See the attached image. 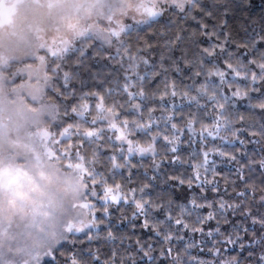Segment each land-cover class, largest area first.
Here are the masks:
<instances>
[{
    "label": "trees",
    "instance_id": "16d2710c",
    "mask_svg": "<svg viewBox=\"0 0 264 264\" xmlns=\"http://www.w3.org/2000/svg\"><path fill=\"white\" fill-rule=\"evenodd\" d=\"M253 3L249 0H198L199 7L186 10L187 14L169 8L146 24L134 25L126 40L132 46L145 43L152 46L144 53L150 63L140 66L139 75L144 77L141 83L146 92L156 93L154 99L145 102L147 107L156 109L153 116L160 118L153 131L171 135L170 124L165 122L167 116H172V122L177 123L182 131L177 133L179 141L175 143V153L169 150L172 145L158 139L155 158L132 156L134 166L112 170L108 174L109 183L122 184L125 191L150 184L146 191L153 200L165 203L171 199L173 207L187 206L190 215L186 214L184 219L189 227L173 225L172 239L165 240L162 234L157 235L151 224L143 227L144 217L133 218L132 205L121 202L110 208L107 217L96 213L105 221L98 225V231L81 236L67 249L60 248L56 251L57 259L78 255L94 264H107L113 259L115 264H173V257L182 256L184 264H189L192 257L208 264L233 258L237 264H254L261 253V245L256 241L264 235V228L253 223L254 217L264 216V203L260 200L264 195V167L259 163L264 160V136L260 135L264 131V110L253 106L260 93H252L254 99L251 101L247 98L229 101L227 115L233 121L231 127L236 135L229 132L224 140L207 137L206 133L202 137L200 123L193 126L196 131L185 127L193 117L203 124H211L215 114L211 102L201 101V104H207L204 110L182 95L159 98L165 80H174L181 90L204 82L203 76H193L194 69L185 65L186 57L203 60L209 66L218 65L227 71L226 62L239 60L247 63L264 52V39H261L264 37V5L257 0ZM177 36L180 39H176ZM205 48L215 49L219 60L203 54ZM161 55L165 57L163 63L169 71L155 75L153 69L160 71ZM126 59L122 61L115 49L99 46H85L83 52L70 53L63 65L64 70L74 77L70 92L78 97L89 91L111 89V96L117 102H123ZM85 68L90 74L87 77ZM213 79L219 84L218 78ZM228 79L232 77L229 75ZM132 80L135 81L136 77L133 76ZM240 83L243 86L244 82ZM232 90L224 86L222 93L230 97ZM253 132L256 135H252ZM140 136L143 134L138 138ZM211 148L226 154L221 156L218 152H210L208 164L198 169L200 179H196V166L203 160L202 153ZM105 154H113L112 147L106 148ZM233 156L235 159L231 158ZM189 180H192L191 186ZM193 198L204 207L193 206L190 203ZM221 202L226 204L225 209H220ZM209 204L212 206L208 207ZM209 213L215 218L208 220ZM151 220H164V216L153 213ZM193 228L202 231H193ZM109 231L114 238L109 239ZM145 252L149 255H144ZM249 252L253 255L250 256Z\"/></svg>",
    "mask_w": 264,
    "mask_h": 264
},
{
    "label": "clouds",
    "instance_id": "9594fccd",
    "mask_svg": "<svg viewBox=\"0 0 264 264\" xmlns=\"http://www.w3.org/2000/svg\"><path fill=\"white\" fill-rule=\"evenodd\" d=\"M13 8L12 22L0 24V264H52L53 251L98 231L92 213L107 217L108 174L119 169L105 154L116 143L111 114L64 87L74 77L65 80L63 65L85 46L116 50L112 30L124 26L127 40L129 22L148 20L135 0H0ZM73 258L94 264L78 255L62 264Z\"/></svg>",
    "mask_w": 264,
    "mask_h": 264
},
{
    "label": "snow or ice",
    "instance_id": "6c2138e0",
    "mask_svg": "<svg viewBox=\"0 0 264 264\" xmlns=\"http://www.w3.org/2000/svg\"><path fill=\"white\" fill-rule=\"evenodd\" d=\"M49 4V7H52ZM199 7L198 0H135V11L145 20H150L154 17L163 15L169 8L175 9L176 12L186 13V10L191 11ZM15 9L13 8L9 12H5L0 9V24L11 23L12 16ZM187 14V13H186ZM67 27L70 29H75L77 23L69 18L67 22ZM124 26H120L119 30H112L111 36L115 37L121 47L117 48V54L121 57V60L126 57L125 68V84L122 87V92L124 95L123 102H117L111 96V89L101 91H89L83 94L80 99L82 100L85 108L94 107L99 111H106L111 114V122L108 126V130L112 132L113 136L108 137L111 140L113 137L116 141L112 145L113 154L111 156V162L116 168L128 167L131 169L134 165L131 163V157L139 155L141 157L146 155H151L155 158L158 154L157 152V140L163 139L167 144L172 145L169 149L171 152L175 153L177 148L175 143L179 141V135L182 129L177 123L172 122V116L166 117V123L170 124L171 135L165 134L161 131H153V126L158 125L160 118L154 117L153 113L156 111L154 108L147 107L146 101L154 99L156 93L146 92L143 84L144 77L139 75V69L141 65H148L150 63L149 59L144 55L152 46L145 43L143 46H132L127 43L125 39L122 38L121 33L124 32ZM176 39H180L179 36ZM264 39V37H261ZM67 49H65L66 51ZM51 51V49H50ZM83 52V48L81 49ZM221 52L223 48L221 47ZM203 54L213 57L219 60V54L215 52V49L205 48L203 49ZM53 56L57 55V52H52ZM43 59V58H41ZM160 71L157 72L153 69L155 75H160L161 73L166 74L169 69L164 66L165 57L161 55ZM185 65L193 70V76L204 77V82L200 83L198 86L193 84L187 90H181L176 82L165 80V88L163 93L160 95V99L163 100L165 96H177L182 95L190 103H194L198 108L206 110L207 104H201L202 100L211 102L214 108V117L211 124H203L195 117L189 119L185 127L190 131H196L193 127L195 124L200 123V132L202 137L206 133L207 137L217 138L221 140L226 139L227 133L231 132L232 136L236 135V132L232 130L233 121L227 115V105L232 98L244 99L247 98L249 101L253 100L254 97L252 93H260V98L253 105L264 110V52H261L258 57L249 60L247 63L237 60L235 63L226 62L227 71L218 65L209 66L203 60L199 59H187L185 58ZM60 66L57 65V68ZM176 70L179 71V67L176 66ZM70 73L64 71L65 80L68 79ZM229 75L232 79H228ZM135 76L136 80L133 81L132 77ZM213 78H218L219 84L214 82ZM240 82H244L241 86ZM227 86L229 89H234L231 92V96H225L222 93V88ZM73 112L76 111L75 108L72 109ZM264 127V126H262ZM143 136H139V134ZM223 133V135H222ZM88 135H93V131L89 130ZM252 135H256L255 132ZM261 136H264V131H261ZM210 152H218L219 155L224 156L226 153L219 151L216 148L208 149L202 153L203 160L198 164L197 171L195 173L196 179H200L198 169L204 165L208 164V156ZM235 159V157H231ZM260 166L264 167V160H261ZM159 167V165H156ZM208 169H205L207 171ZM184 183L183 180L180 181ZM211 183V181H206ZM191 186L192 180L188 181ZM151 187L150 184H143L139 188H129L125 191L122 184L118 183H108L105 187V192L108 194L104 197L105 200H111V204L120 205L121 202L127 203L133 206V218L137 219L139 217H144L143 227H153L156 230L157 235H163L165 240L172 239V226L181 225L183 228H188L189 224L185 222V215H190V211L185 205H178L173 207V201L168 199L165 203H159L157 200H153L147 193V189ZM243 195V193H241ZM261 202L264 203V196L260 197ZM190 203L195 207H204L202 204H198L196 199L193 198ZM211 207L212 205H207ZM220 209H225L226 204L221 202L219 205ZM228 207H231L228 205ZM110 208L105 207L102 211L110 215ZM153 213L162 214L164 220H151ZM93 221L96 225L103 224L104 219L98 217L96 212L92 213ZM213 213H209L207 219H214ZM199 219V218H198ZM253 223H259L262 228H264V216L259 219L253 218ZM71 230V229H69ZM193 231H202V229L193 228ZM219 229H217V232ZM212 235V233H209ZM109 238H114L111 231L108 232ZM231 242V241H230ZM256 243L261 245V253L258 258H255L254 264H264V235H261ZM191 247V245H190ZM143 251V248H141ZM171 252V250H169ZM212 251L218 252L217 249ZM144 255L148 256L149 253L145 252ZM252 256L253 253L249 252ZM151 259V257H149ZM115 264V259H113ZM208 264V262L203 260H198L192 257L189 264ZM71 264H78L76 259L71 260ZM173 264H184L182 256L173 257ZM219 264H237L235 258L227 261H220Z\"/></svg>",
    "mask_w": 264,
    "mask_h": 264
},
{
    "label": "rangeland",
    "instance_id": "374dc122",
    "mask_svg": "<svg viewBox=\"0 0 264 264\" xmlns=\"http://www.w3.org/2000/svg\"><path fill=\"white\" fill-rule=\"evenodd\" d=\"M253 1L254 0H249V3H253ZM257 1H259L260 3H262L263 5H264V0H257ZM254 4V3H253ZM161 16V15H160ZM159 16H157V17H154V18H152V19H150V20H148V22L149 21H151V20H154V19H156V18H158ZM129 23H132L133 24V26L135 25H137V24H135L134 22H129ZM142 24H146V23H140L139 25H142ZM90 48L91 47H89V50H90ZM64 71H66V70H64ZM84 75L86 76H89L90 74H89V70L87 69V68H85V70H84ZM85 76H82L83 77V79H84V81H87V79H86V77ZM91 81H92V79H91ZM71 85H73V80L69 83V84H66V85H64V87L70 92V87H71ZM72 93V92H71ZM176 145V144H175ZM137 156H139V155H137ZM146 156H151V155H146ZM139 157H141V156H139ZM143 157H145V156H143ZM262 196H264V195H262ZM261 197V196H260ZM261 200V199H260ZM57 252L56 251H53L51 254H50V256L47 258L48 260H50V261H52L53 263L54 262H56V264H62V262L64 261V260H66V259H62V260H60V259H57Z\"/></svg>",
    "mask_w": 264,
    "mask_h": 264
}]
</instances>
